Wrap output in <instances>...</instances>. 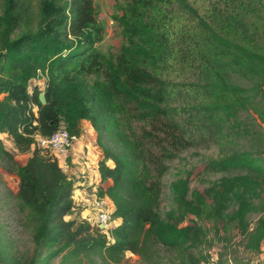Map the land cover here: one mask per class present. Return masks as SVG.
<instances>
[{
  "label": "trees",
  "instance_id": "16d2710c",
  "mask_svg": "<svg viewBox=\"0 0 264 264\" xmlns=\"http://www.w3.org/2000/svg\"><path fill=\"white\" fill-rule=\"evenodd\" d=\"M93 3L0 0V134L30 152L16 168L17 197L29 211L35 242L26 264H50L59 255L60 264H120L126 252L145 264H227L223 254L213 262L210 230L201 221L215 224L221 240L217 225L235 226L245 249L260 253L264 216L254 226L249 217L264 210L257 204L264 158L252 151L231 148L210 158L205 172L221 176L204 192L191 189L189 174L178 177L170 184L174 207H160L163 161L176 157L173 149L224 146L237 111L252 109L264 123V42L237 9L125 0L124 42L111 59L98 48L104 29ZM38 76L43 86L31 84ZM82 120L103 152L101 180H112L98 192L121 220L109 235L87 220L65 219L75 208V182L58 158L36 146L37 134L51 136L62 123L79 136ZM135 121L152 128L148 149L127 132ZM6 157L14 160L0 138V160ZM4 262L20 264L0 257Z\"/></svg>",
  "mask_w": 264,
  "mask_h": 264
},
{
  "label": "rangeland",
  "instance_id": "374dc122",
  "mask_svg": "<svg viewBox=\"0 0 264 264\" xmlns=\"http://www.w3.org/2000/svg\"><path fill=\"white\" fill-rule=\"evenodd\" d=\"M200 10L205 12L208 8L219 6L224 9H237L245 14L250 28L257 36L258 40L264 42V0H188ZM93 5L97 12V17L103 25V39L98 48L108 58L116 59L120 48L124 42L123 27H122V3L125 0H93ZM96 77L93 76L92 80ZM41 82L43 77L32 80L33 86L43 84H33ZM235 81L241 82L244 86H249L250 82L245 79L235 78ZM32 87V86H31ZM234 118V127L228 129L231 132L230 139L224 146L210 145L203 146H188L180 150L173 151L176 157L163 161L167 166V170L161 178L162 182V197L160 211L174 207L173 195L170 184L172 181L180 176L186 177L190 175L191 189H199L205 191L211 181L218 179L221 174L206 173L205 167L210 158H217L218 156L228 152L231 148H239L249 150L264 158V123L259 119L258 115L252 109H245L237 111ZM236 122V123H235ZM152 130L151 126L141 122L135 121L128 126L127 132L130 134L133 141H141L144 147L148 149L152 146V141L148 132ZM94 146L97 145L96 132L94 131ZM4 146L10 152L14 160L7 157L0 160V257L4 260H9L11 263L14 259L20 264H26L30 261L35 252V242L33 239V230L28 222V209L22 204L17 197L18 192V176L16 173L17 165L24 164L26 159L30 156V152H21L15 145L13 138L7 133H1ZM96 140V141H95ZM167 147L168 144H165ZM159 148H152V151L159 153ZM103 153V152H102ZM152 152L147 151V155L153 157ZM89 156V153H85ZM103 157V155H102ZM101 157V158H102ZM85 161L89 159L84 157ZM111 166H114L112 161H109ZM152 165V164H151ZM153 167V165H152ZM154 168V167H153ZM95 186L87 187L85 194V204L75 205L66 217V220L75 219L87 220L92 225L97 226V212L93 209V198L98 195L100 186L99 183L94 182ZM112 184V183H111ZM81 186V185H80ZM108 187V186H107ZM106 187V188H107ZM80 188L75 183V189ZM99 196V195H98ZM259 207L264 208V193L261 199L257 200ZM113 207L114 203H113ZM87 209V210H85ZM264 216V210L252 213L249 217L252 226L256 221ZM117 217L112 214V226L116 224ZM206 229H209V236L211 238V246L209 252L212 255L213 262L220 260V254H223L222 259L227 260V264H264V249L260 253H254L245 249L244 238L235 226H231L228 230L224 229V224L221 222L217 228L221 229V238H218L213 227L212 222H200ZM216 227V226H215ZM109 235L110 231H104ZM264 246V245H263ZM163 254L171 255L162 248ZM174 254V253H173ZM172 254V255H173ZM62 255L55 257L50 264H60ZM7 264V263H2ZM120 264H145L138 255L126 252L125 257ZM213 264V263H211Z\"/></svg>",
  "mask_w": 264,
  "mask_h": 264
},
{
  "label": "crops",
  "instance_id": "0c3cea01",
  "mask_svg": "<svg viewBox=\"0 0 264 264\" xmlns=\"http://www.w3.org/2000/svg\"><path fill=\"white\" fill-rule=\"evenodd\" d=\"M36 83L40 84V80L39 82H35L33 84ZM43 83L44 80L41 82V84ZM94 131L95 130L89 121L82 120L81 132L80 135L78 136V139L74 142L73 146L69 150H67L65 154H62L58 157L60 166L67 173L69 178L73 179L74 182L80 187L78 189H75L73 192V198L76 206L82 203L83 204L86 203L85 194H87L86 193L87 190L88 192H90V189L89 188L85 189V186L94 187L95 186L94 182H96L100 184L98 185V187L100 186L105 189L107 186H109L112 183L111 179H107L106 181L101 180L98 163L103 153L100 148L94 146V142H93L95 137ZM85 153H89V156H85L84 155ZM84 157L88 158L89 160L85 161ZM27 159L25 163L27 162ZM108 164L110 165L109 161ZM120 221H121L120 218H117L116 224L114 226H112V222H111L108 230L114 228L116 225L120 223Z\"/></svg>",
  "mask_w": 264,
  "mask_h": 264
},
{
  "label": "built area",
  "instance_id": "2783aa9c",
  "mask_svg": "<svg viewBox=\"0 0 264 264\" xmlns=\"http://www.w3.org/2000/svg\"><path fill=\"white\" fill-rule=\"evenodd\" d=\"M33 112L37 115V107L33 108ZM78 136H72L66 125L62 123L59 129L51 136L44 137L36 135V146L43 152L58 158L69 150ZM93 209L97 212V226L105 231L109 229L114 212L113 202L108 196H95L92 202ZM264 245V243H263ZM262 245V250L264 246Z\"/></svg>",
  "mask_w": 264,
  "mask_h": 264
},
{
  "label": "water",
  "instance_id": "95a60500",
  "mask_svg": "<svg viewBox=\"0 0 264 264\" xmlns=\"http://www.w3.org/2000/svg\"><path fill=\"white\" fill-rule=\"evenodd\" d=\"M40 100H41L42 104H45L46 103V95H45L44 92H42L40 94Z\"/></svg>",
  "mask_w": 264,
  "mask_h": 264
}]
</instances>
